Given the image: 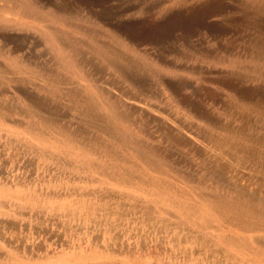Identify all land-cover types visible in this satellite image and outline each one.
<instances>
[{"label":"rangeland","instance_id":"rangeland-1","mask_svg":"<svg viewBox=\"0 0 264 264\" xmlns=\"http://www.w3.org/2000/svg\"><path fill=\"white\" fill-rule=\"evenodd\" d=\"M11 1L35 5L46 16L73 15L75 24L100 32V44L126 57H102L84 32L29 14L24 5L1 16L0 68L22 66L29 71L25 77H35L31 88L25 80L0 84V104L16 109L0 126V264H72L71 258L83 256L89 259L81 264H264L254 251L235 246L245 239L259 245L264 231L186 217L134 184L51 154L14 123L22 125L21 110L31 101L72 128L100 134L103 118L85 124L68 97L55 98L44 89L46 75L58 76L68 90L103 93L144 129L145 139L170 153L187 178L264 201V76L258 72L262 61L253 56L254 40L264 29V0H224V14L197 20L190 13L209 0H86L88 8L80 10L83 0H0V10ZM238 22L258 30L238 29ZM52 28L60 38L50 36ZM129 28L152 33L153 41L141 49L120 47L113 31ZM62 56L72 57L75 72L61 66ZM148 57H155L151 65ZM209 90L217 92L211 100ZM122 96L147 107L136 113ZM233 133L236 147L224 143ZM171 136L185 146H176ZM7 189L16 195L3 193Z\"/></svg>","mask_w":264,"mask_h":264},{"label":"bare ground","instance_id":"bare-ground-1","mask_svg":"<svg viewBox=\"0 0 264 264\" xmlns=\"http://www.w3.org/2000/svg\"><path fill=\"white\" fill-rule=\"evenodd\" d=\"M85 1L86 0H83L82 2L79 1V10L82 9V7L88 8L89 5ZM11 3L12 4H9V6L4 8V10H0V18L1 16L4 17L5 13L11 11L9 9H13L14 6L24 5L23 3L18 4V2L13 1H11ZM24 6L23 10L29 14H33L34 16L42 19L44 17L46 20L50 19L54 23L60 22L64 25H68L69 28L72 29L71 32L74 31L73 33L77 32V30L82 31V33L84 32L85 35L94 41V49L102 57L112 60V62L120 61L122 59L124 60L126 57L122 55L123 52L119 50V48L116 49L109 43L100 44L98 42L100 32L94 31L83 24H75L74 19L76 17L73 15H66L58 11L55 13L50 12L46 16L36 10L34 8L35 5L26 4ZM225 11L226 4L224 0H209L203 3V5L197 10L193 11V13H190L189 16L190 18L197 20L199 18L204 19L206 16H220L224 14ZM237 24L238 25L236 27L239 29L242 26H246L247 23L238 22ZM246 27L257 29L258 26L256 27V25L250 24ZM223 29L231 31L233 30L232 28L230 29L225 27V25ZM125 30H117V32L113 31L112 35L113 40L118 43L120 47L124 46L125 49H141L142 47L150 45L153 41L152 33L142 32L140 28H129L126 31ZM259 30L260 38H256L253 43L254 46H256V51L254 52L253 56L254 58L262 61V68L260 67L258 72L260 74L262 73L264 76V29L261 28ZM69 33L70 32H68V34ZM50 36L52 38H60L61 34L57 29L52 28ZM66 37L68 38L67 35ZM69 58L62 56L60 58L61 66L69 71L75 72L78 66L75 64V61L72 59V57ZM152 60H155V57H148V60H146L148 63L146 64L151 65ZM16 73H19V76H15ZM25 73H29V71L24 69L22 66L18 67V69H10L6 67L0 68V84L7 85L11 84L13 81L20 82L25 80L28 81L26 88H31V85H33L31 78L35 77V75L30 73L29 76L25 77ZM46 79L48 80L44 86V89L55 98L63 97V95L68 97L72 107L80 111L81 115L83 116L82 122L85 124H90L93 121H97L99 118H103L101 120L102 124H100L101 128L99 129L100 134L92 136L86 133V131H84V129L81 127L77 126V128H72L62 123L61 120L56 116H47L41 112V108L38 106V104L29 101L28 104H25L21 110L25 121L22 123V125L16 122L14 123L18 124L21 128V131L29 134L34 141L36 140L42 143L46 149H49L48 152L63 157L67 160V162L69 161L70 164H73L76 167L87 169L91 172H97L101 175H104L105 177L112 178L119 183L134 184L142 188V190L146 193H149L150 197H152L158 204L160 203L166 206L178 208L183 212V214H185L186 217H195L209 223L213 221H224L228 226L239 229L243 232L264 231L263 200L239 190L226 189L218 183L209 185L206 183V181H192L190 178H187L175 165H173L171 161L172 157L166 149L156 146L147 138L145 139V137H143L144 129H141L135 123H132L130 115L126 112L120 111V107L118 108L115 103L106 102L103 93H100L99 91H92V93L89 92V94L83 95L81 92L71 91L66 87L64 88L63 85L65 82L58 76L48 77L46 75ZM209 91V98L211 100L212 98L216 97L215 94H217V92L215 93L214 90ZM122 99L129 103V107L132 110H136V113L147 107V105H145L143 102L134 98H124L122 96ZM103 111H105V113ZM15 113L16 109L14 107H6L0 104V126L3 122H5L6 119H9V117L15 115ZM188 137L192 139L190 135ZM169 138L170 141H172L176 146L182 147L186 144V141L181 138L175 136H171ZM237 139V133H233L227 137V139H225L224 143L236 147ZM3 193L12 196L16 195L15 193L11 192L10 189H7L6 192L3 191ZM245 240L236 241V243H238L235 246L254 251L258 261L260 263H264V242H261L259 245L255 246L250 241ZM88 259L89 257L87 258V256H83L78 257V259L71 258L69 261L72 264H81L86 263Z\"/></svg>","mask_w":264,"mask_h":264}]
</instances>
